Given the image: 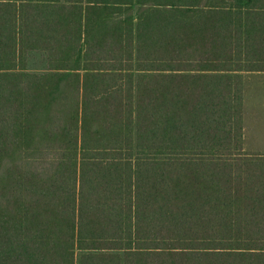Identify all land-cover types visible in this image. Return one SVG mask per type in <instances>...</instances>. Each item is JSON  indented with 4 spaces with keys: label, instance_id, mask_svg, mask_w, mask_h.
<instances>
[{
    "label": "trees",
    "instance_id": "obj_1",
    "mask_svg": "<svg viewBox=\"0 0 264 264\" xmlns=\"http://www.w3.org/2000/svg\"><path fill=\"white\" fill-rule=\"evenodd\" d=\"M255 32L258 0H0V264H264Z\"/></svg>",
    "mask_w": 264,
    "mask_h": 264
},
{
    "label": "crops",
    "instance_id": "obj_2",
    "mask_svg": "<svg viewBox=\"0 0 264 264\" xmlns=\"http://www.w3.org/2000/svg\"><path fill=\"white\" fill-rule=\"evenodd\" d=\"M258 2L264 4V0ZM252 41L253 52H264V33H253ZM242 78L244 139L248 149L264 151V70L244 71Z\"/></svg>",
    "mask_w": 264,
    "mask_h": 264
},
{
    "label": "rangeland",
    "instance_id": "obj_3",
    "mask_svg": "<svg viewBox=\"0 0 264 264\" xmlns=\"http://www.w3.org/2000/svg\"><path fill=\"white\" fill-rule=\"evenodd\" d=\"M35 58V60L37 61V62H40V57H38V56H36V57H34ZM261 125H264V123L263 124H261ZM243 148H244V151L246 152V153H251V154H254V155H264V151H255V150H251V149H248L247 148V141L244 139V142H243Z\"/></svg>",
    "mask_w": 264,
    "mask_h": 264
}]
</instances>
